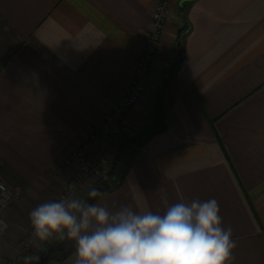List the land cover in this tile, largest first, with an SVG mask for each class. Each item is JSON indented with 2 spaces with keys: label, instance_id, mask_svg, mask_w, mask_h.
Segmentation results:
<instances>
[{
  "label": "crops",
  "instance_id": "1",
  "mask_svg": "<svg viewBox=\"0 0 264 264\" xmlns=\"http://www.w3.org/2000/svg\"><path fill=\"white\" fill-rule=\"evenodd\" d=\"M156 3L0 0V178L19 192L11 226L29 229V212L62 193L68 174L57 169L131 86ZM170 12L155 67L169 70L186 29L163 97L167 128L94 203L163 214L165 195L169 205L215 199L237 245L232 264H264V0H172ZM152 71L126 125L130 144L154 124L166 75ZM122 142L101 131L88 158L114 161Z\"/></svg>",
  "mask_w": 264,
  "mask_h": 264
},
{
  "label": "clouds",
  "instance_id": "2",
  "mask_svg": "<svg viewBox=\"0 0 264 264\" xmlns=\"http://www.w3.org/2000/svg\"><path fill=\"white\" fill-rule=\"evenodd\" d=\"M3 185H0V190ZM73 196L46 202L29 212L34 236L41 242L54 236L74 241V264H232V229L221 227L218 202H177L163 214L107 207ZM7 223L0 220V230Z\"/></svg>",
  "mask_w": 264,
  "mask_h": 264
},
{
  "label": "built area",
  "instance_id": "3",
  "mask_svg": "<svg viewBox=\"0 0 264 264\" xmlns=\"http://www.w3.org/2000/svg\"><path fill=\"white\" fill-rule=\"evenodd\" d=\"M170 1L171 0H157L155 9L152 14L151 27L145 33V42L143 53L141 55L140 64L136 69V74L130 88V92L127 96H124L114 107L113 112L107 116V126L113 130L115 134H119L122 131L121 121L127 114L128 109L138 100L142 90L144 89V83L146 80V75L150 65L152 64L155 54L159 51L160 41L162 33L165 28V24L170 12ZM95 136L92 135V138ZM87 144H84L79 151L74 152L68 158L66 163L71 166L70 163L75 162L76 167L68 174V179L64 187L63 193H61L60 199L62 197L73 196L76 197L81 191L85 190L86 182H90L93 178H98L103 176L112 167L109 161L101 158L98 161L87 159ZM64 166V165H63ZM93 177L91 180H89ZM89 180V181H88ZM0 185H3V189L0 190V220H4L7 223V228L0 230V236L8 230L9 223L6 220V212L9 208L10 203L13 202L15 196L13 191L10 190L6 184L0 180ZM58 199L57 201H59ZM38 239L33 234V229L30 231L27 238L21 240L16 246V260H10L9 264H22L23 255L27 256L31 252L33 245ZM20 258L21 261L18 259ZM68 259V258H67ZM54 260L51 264H70L68 260Z\"/></svg>",
  "mask_w": 264,
  "mask_h": 264
},
{
  "label": "rangeland",
  "instance_id": "4",
  "mask_svg": "<svg viewBox=\"0 0 264 264\" xmlns=\"http://www.w3.org/2000/svg\"><path fill=\"white\" fill-rule=\"evenodd\" d=\"M172 1V0H171ZM171 1H170V4H171ZM170 10V9H169ZM169 14H171V12H168ZM164 32V31H163ZM163 34V33H162ZM162 38V37H161ZM144 42H145V37H144ZM159 47L161 48L162 46H161V41H160V45H159ZM143 48H144V44H143ZM142 53H143V50H142V52H141V55H142ZM158 53H160V51L159 52H157V54ZM157 54H155V56H154V58H153V61H152V64L150 65V69H149V71L147 72V75H146V80H145V83H144V89L142 90V92H141V94H140V97L138 98V100L128 109V111H127V114H125V117L123 118V120L122 119H120V121H121V126H122V131L120 130V133L119 134H115L114 132H112L113 130L110 128V126H107V116L108 115H110L112 112H113V110H114V107L116 106V104L124 97V96H127L128 94H129V92H130V88H131V86H132V84H131V86L129 87V89H128V91L125 93V94H123L121 97H119L118 98V100L114 103V105L112 106V108L108 111V112H106V114H105V116H104V120H103V125H102V128H101V130L99 131V132H97V133H93V134H91V136L88 138V140L87 141H85L84 143H82L81 145H80V147H78L77 149H75L72 153H71V155L68 157L69 159H70V157L71 156H73L72 154L74 153V152H76V151H79L80 150V148L84 145V144H87V149H88V147H89V145H90V143L92 142V141H95V140H97L99 137H100V135H101V131H107L108 132V139H119L120 141H123L122 142V144H121V147H120V150H119V160L120 159H124L125 157H127L128 155H129V153H130V150H131V147L130 146H132L130 143H129V141H126V138L128 137V129H126L127 128V123H128V121H129V118H130V116H131V112H132V110L134 109V107L136 106V104L139 102V100L142 98V96H143V94H144V92H145V90H146V86H147V83H148V78H149V75H150V73L151 72H153L152 70H155V71H157V73L159 74V75H165V73L167 72V67H162V68H160V67H158V66H156L155 67V64H157L156 63V60H157ZM141 55H140V58H139V60L137 61V64H136V66H135V70H134V77H135V74H136V69L138 68V66H139V64H140V59H141ZM134 77H133V79H132V83H133V80H134ZM142 121V120H141ZM92 135H94L95 137L94 138H92ZM87 142V143H86ZM86 153H87V150H86ZM68 158H66L65 160L67 161V159ZM101 158H104V159H106V160H108L109 161V164H111L112 166H113V163L116 161V160H114V161H112V159L108 156V155H99L98 156V158H94V159H91V158H89L91 161L92 160H94V161H98L99 159H101ZM87 159H88V155H87ZM118 159V158H117ZM64 160V162L58 167V169H57V172L58 173H63V170H65L66 172H67V174H70V173H72V169L73 168H75L76 167V164H75V162H72V163H70L71 164V166L69 167V165L66 163V161ZM64 165V166H63ZM71 170H70V169ZM111 169H112V167H111ZM111 169L109 170V171H107L103 176H99L98 178H93V177H91L89 180H91L92 178V180L90 181V182H86V186H87V189L89 188H94L93 186L94 185H96L100 180H102V179H104L106 176H107V174L111 171ZM0 180L1 181H3L5 184H6V186L10 189V190H12L13 191V194H14V196H15V199L13 200V202L19 197V192H18V190H17V188H15V187H13V186H10L6 181H4V180H2L1 178H0ZM88 180V181H89ZM64 190V189H63ZM63 190H62V193H63ZM90 192H87V194H85L84 195V197H86L88 194H89ZM60 196H61V194L57 197V198H53V199H51L50 201H47V202H52V201H57L58 199H60ZM79 196V195H78ZM78 196H76L75 198H78ZM84 199V198H83ZM83 199H82V201H83ZM13 202L12 203H10V205H9V208L12 206V204H13ZM8 208V209H9ZM8 211V210H7ZM7 213V212H6ZM5 218H6V220L8 221V219H7V216H5ZM8 223H9V221H8ZM32 230V227H30L29 229L27 228V229H24L22 226H20V225H18L17 226V224L16 225H14V226H11L10 225V223H9V227H8V230L4 233V235H1L0 236V264H9V262H10V260H12V259H14V260H16V253H15V250H16V246H17V243L19 242V241H21V240H24L25 238H27L28 237V235H29V233H30V231ZM60 239H58V240H55V241H57V243L56 244H58ZM41 241H38V243L36 242L34 245H33V248L34 247H36L37 246V244H39ZM25 255V254H24ZM23 255V258H22V264H33V263H29V262H26L28 259H27V256H24ZM19 261H21L20 260V258L18 259ZM52 262H55L54 260H50V264L52 263ZM68 263H70V264H74V261H69L68 260ZM54 264V263H53Z\"/></svg>",
  "mask_w": 264,
  "mask_h": 264
},
{
  "label": "water",
  "instance_id": "5",
  "mask_svg": "<svg viewBox=\"0 0 264 264\" xmlns=\"http://www.w3.org/2000/svg\"><path fill=\"white\" fill-rule=\"evenodd\" d=\"M180 45L181 42L180 41L177 42L176 51L178 58L170 65L169 70L166 76L163 78L162 83L155 96L154 107L156 110V116L154 119V124L144 128L137 136L130 139V142L135 150L144 148L146 144L155 135L163 132L167 128V121L165 119L166 106L163 102V97L166 92L168 83L172 78L177 65L182 61V52ZM109 188H110L109 182L106 179L103 180L100 184H98L91 190V191L97 190L99 194L95 198H92L90 202L94 203L101 195L105 194L109 190ZM86 199H89V194L83 200ZM57 248H59L58 250L60 252L61 257H63V259L70 257L75 252L74 241H69L67 239L62 240L60 243H58ZM47 252L50 253L51 250H48ZM48 262L49 259L47 255H40L36 260V264H48Z\"/></svg>",
  "mask_w": 264,
  "mask_h": 264
},
{
  "label": "trees",
  "instance_id": "6",
  "mask_svg": "<svg viewBox=\"0 0 264 264\" xmlns=\"http://www.w3.org/2000/svg\"><path fill=\"white\" fill-rule=\"evenodd\" d=\"M185 29H186V26L184 25L182 27V29L178 30V40H177L178 42L182 41V39H183V34L182 33L184 32ZM167 72H168V70H167ZM167 72L165 73V75L167 74ZM130 147H131V150H130L129 155L127 157H125L124 159H120V160H119V157H118V159H116V161L113 163L111 171L107 174V176L104 179L100 180L96 184V186L98 184H100L103 180L106 179L109 182V184H110V188L107 191V192H109L111 190H114V189L118 188L122 184L126 174L128 173V171H129V169H130V167H131V165H132V163L134 161L136 153L138 151V150H135L133 148V146H130ZM61 241L62 240H59L58 242L60 243ZM56 243L46 247L45 249H43L41 251L40 255H47L49 261L50 260H56V259L59 260V261L66 260L67 258L63 259V257H61V255L58 254V248L56 247L57 246ZM48 250H51V252L50 253L47 252ZM36 260L37 259L33 260L32 263L36 264Z\"/></svg>",
  "mask_w": 264,
  "mask_h": 264
},
{
  "label": "flooded vegetation",
  "instance_id": "7",
  "mask_svg": "<svg viewBox=\"0 0 264 264\" xmlns=\"http://www.w3.org/2000/svg\"><path fill=\"white\" fill-rule=\"evenodd\" d=\"M66 244H67V242H66ZM56 247H57V246H56ZM59 248H60V247H59ZM59 248H58V249H59ZM58 254H60L59 250H58Z\"/></svg>",
  "mask_w": 264,
  "mask_h": 264
}]
</instances>
